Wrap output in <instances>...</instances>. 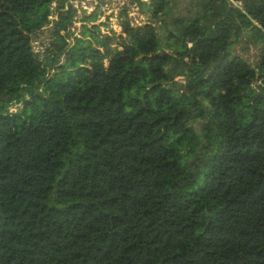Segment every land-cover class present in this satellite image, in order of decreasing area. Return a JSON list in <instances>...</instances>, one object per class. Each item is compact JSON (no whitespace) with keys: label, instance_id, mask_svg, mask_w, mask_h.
I'll use <instances>...</instances> for the list:
<instances>
[{"label":"trees","instance_id":"obj_1","mask_svg":"<svg viewBox=\"0 0 264 264\" xmlns=\"http://www.w3.org/2000/svg\"><path fill=\"white\" fill-rule=\"evenodd\" d=\"M65 1L0 0V264H264V0H134L163 42L92 12L71 44Z\"/></svg>","mask_w":264,"mask_h":264},{"label":"rangeland","instance_id":"obj_2","mask_svg":"<svg viewBox=\"0 0 264 264\" xmlns=\"http://www.w3.org/2000/svg\"><path fill=\"white\" fill-rule=\"evenodd\" d=\"M143 2H148L149 0H141ZM198 3L200 0H175V4L171 3L170 11L174 14L181 13L187 14L189 9L194 12L198 11ZM235 5L241 4L240 1L234 0ZM67 4H72L75 8V13L72 18V24L69 27V30L73 33L72 35H66L64 31L61 33L67 38L69 44L72 43V37L77 35L79 30L80 22L79 20L83 15L90 14L95 12L96 21L92 24H101L100 30L103 33L114 32L116 35L125 34L122 33V28L120 26V16L123 12L127 15V18L134 26H139L145 22H152L157 26L159 32L160 40L163 42L165 40V35L162 29L159 27V23L153 17L152 9L145 6L138 5L134 0H66L64 10L67 9ZM56 15V14H55ZM54 15L53 18H56ZM90 25V23H88ZM51 24L47 27H44L40 30L35 37L32 38V49L39 56L47 55L45 50L46 48H54L52 45L51 34ZM232 52L236 53L247 60V62L254 66L260 52V46L256 44H247L244 41L236 42L232 46ZM59 62L64 61V55L59 57ZM176 80L182 82V77H177ZM26 99L27 95L24 96ZM3 102L7 101V97L2 98ZM22 106V101H17L13 99L9 101L8 110L9 112L14 113L18 108ZM195 128L198 130V124H195Z\"/></svg>","mask_w":264,"mask_h":264},{"label":"built area","instance_id":"obj_3","mask_svg":"<svg viewBox=\"0 0 264 264\" xmlns=\"http://www.w3.org/2000/svg\"><path fill=\"white\" fill-rule=\"evenodd\" d=\"M53 5H55L54 3H53ZM53 17L52 16H50V19H52Z\"/></svg>","mask_w":264,"mask_h":264}]
</instances>
